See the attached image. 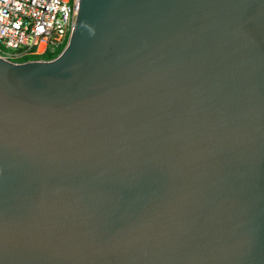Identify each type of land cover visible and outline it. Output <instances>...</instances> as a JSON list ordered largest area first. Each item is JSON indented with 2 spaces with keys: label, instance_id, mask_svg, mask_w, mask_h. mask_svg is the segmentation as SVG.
Listing matches in <instances>:
<instances>
[{
  "label": "water",
  "instance_id": "95a60500",
  "mask_svg": "<svg viewBox=\"0 0 264 264\" xmlns=\"http://www.w3.org/2000/svg\"><path fill=\"white\" fill-rule=\"evenodd\" d=\"M0 264H264V0H79L0 56Z\"/></svg>",
  "mask_w": 264,
  "mask_h": 264
},
{
  "label": "built area",
  "instance_id": "2783aa9c",
  "mask_svg": "<svg viewBox=\"0 0 264 264\" xmlns=\"http://www.w3.org/2000/svg\"><path fill=\"white\" fill-rule=\"evenodd\" d=\"M79 0H0V56L50 60L67 44ZM50 54L51 58H43Z\"/></svg>",
  "mask_w": 264,
  "mask_h": 264
},
{
  "label": "trees",
  "instance_id": "16d2710c",
  "mask_svg": "<svg viewBox=\"0 0 264 264\" xmlns=\"http://www.w3.org/2000/svg\"><path fill=\"white\" fill-rule=\"evenodd\" d=\"M52 56H50V54H45V55H43V58H46V59H48V58H51Z\"/></svg>",
  "mask_w": 264,
  "mask_h": 264
}]
</instances>
